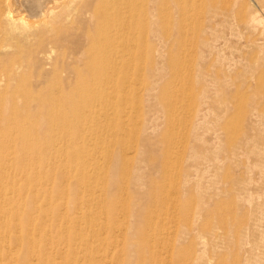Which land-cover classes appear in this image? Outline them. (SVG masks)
<instances>
[{"label": "rangeland", "instance_id": "rangeland-1", "mask_svg": "<svg viewBox=\"0 0 264 264\" xmlns=\"http://www.w3.org/2000/svg\"><path fill=\"white\" fill-rule=\"evenodd\" d=\"M89 21L50 62L0 52V264H264V0H140L114 103L72 116L66 97H98L70 69ZM219 117L218 167L196 126Z\"/></svg>", "mask_w": 264, "mask_h": 264}, {"label": "bare ground", "instance_id": "bare-ground-1", "mask_svg": "<svg viewBox=\"0 0 264 264\" xmlns=\"http://www.w3.org/2000/svg\"><path fill=\"white\" fill-rule=\"evenodd\" d=\"M81 16L83 17L85 16V18H88L90 20L89 22L91 24H94V29L92 31L91 29H89V31L86 33V36L84 37L86 39L87 45L83 46V48L80 46L81 48H77L75 50L78 53L81 52V56L86 57L87 59V62L84 63L83 69L80 67L81 66L80 64H78V66L74 65L70 69L73 73L78 75L80 79H83L82 77H88L87 80L84 82V85H80V87L86 86L88 89L90 88L91 91L88 93V95H90L91 92L92 94H95L96 92L98 97H96V99L95 98L93 99V97H89L88 99H86L80 96L66 97L67 100L63 102L66 104H69L70 110L68 111L69 112L68 115H72V116H76L79 114L78 112L79 107L80 105L84 103H87V105H94L93 103L102 102L103 100H105L103 102L106 106H110L114 103L113 99L102 96V93L104 92L105 94L106 90H109L114 87H118L121 84V82H119L120 76L123 78V73L128 71V66L125 65L124 62H120V61L123 60V58H125L129 54L137 53L136 55H140V0H0V52L2 51L11 52L12 54H11L10 60L12 64L24 65L23 63L26 60H31L36 54H42L44 60L48 62L52 61V56L54 54V51L57 50L58 45L60 44V39L65 34V32L68 33L72 29V27L76 24V21L78 20V18H81ZM156 20L157 19L154 18L153 21H156ZM251 24H252L251 26L254 28V26L258 24H263V23H261L258 19L254 18ZM155 26L156 25L152 26V28L154 29ZM133 43H136L137 46L133 47ZM46 47H49L50 49L49 53L43 52V50H45ZM67 51L70 52L69 50ZM263 53L264 51H262L261 54ZM55 69L57 72L62 71L58 63L56 64ZM158 74L159 72L157 73V75ZM5 82L8 85L10 84L9 80ZM99 96L101 97L102 100L99 98ZM220 120H221V117H219L215 121V123H213V121H209V119H204L203 122H200L196 126V132L201 130V131H204L205 134L207 135V139L204 141L205 143L204 146L206 145V148H207L206 152L211 153V147H214V151L217 155L216 157L217 160H213V162L217 165L218 163L223 161V160L222 161L218 160L219 155H221L223 152L222 141H221L222 133L220 132L222 131V129L220 128L221 126L219 127L218 125L220 124ZM263 129L261 130L259 129L260 130L259 132L263 133L264 132ZM256 136H254L253 138H255ZM246 139L248 143L250 139L249 138H246ZM212 140L214 141L213 144H211ZM257 144L258 143H256V145ZM234 145H233V150H237V146L236 145L234 146ZM247 145L250 146L249 144ZM234 152L236 153V151ZM255 153H259V150L256 151ZM235 155L237 154H234V156ZM262 168L264 169V167ZM219 169L220 168H218V170ZM4 171H5V168H2L0 170V180L4 178V176H6ZM261 173L263 174V172ZM203 177L204 176H202V179ZM111 179H113L114 183H116L119 180V177L117 176V174L116 175L114 174ZM207 180H205L208 182L207 183L208 185H206L207 191H213L215 192V194H217V196L220 195V191H219L220 190V180H218L216 177L214 179L209 178ZM136 181L138 182V180ZM204 193H207V192L204 191ZM201 196H199V198ZM197 201H198V198H197ZM200 201H203V197L200 198ZM199 204L197 203L198 206H200ZM132 220L133 219H131V221ZM129 224H130V227H132L130 222ZM254 244L255 243L253 242V245ZM67 251L71 255L73 254V251L70 248ZM31 252L33 253L34 251H31ZM71 255H69L70 259H71ZM72 258H74V255L72 256ZM64 264H69V261H65ZM125 264H130V263L126 261ZM250 264H256V263L251 261Z\"/></svg>", "mask_w": 264, "mask_h": 264}]
</instances>
